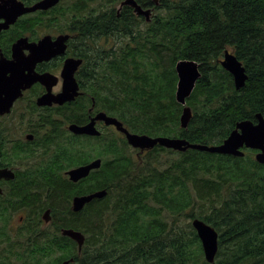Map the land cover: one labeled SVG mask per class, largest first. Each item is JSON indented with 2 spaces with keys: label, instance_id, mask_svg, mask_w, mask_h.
I'll return each instance as SVG.
<instances>
[{
  "label": "trees",
  "instance_id": "16d2710c",
  "mask_svg": "<svg viewBox=\"0 0 264 264\" xmlns=\"http://www.w3.org/2000/svg\"><path fill=\"white\" fill-rule=\"evenodd\" d=\"M137 1L156 10L150 22L128 6L118 16L119 0H68L61 6L64 19L78 20L84 40L123 39L91 51L100 64L91 73L95 111L117 117L132 132L203 144H220L239 121L264 116V0ZM226 50L249 75L239 91L221 64ZM182 59L198 61L202 73L187 99L193 116L186 129L180 123L184 106L175 96V66ZM90 106L77 103L78 123ZM104 132L78 137L69 147L62 140V166L48 182L30 170V180L20 184V198L29 204L27 251L14 246L11 256L4 250L0 264H60L51 254L58 249L74 264H210L194 218L219 232L216 264H264V164L255 160L256 150L235 157L156 145L138 159L123 134L112 127ZM5 138L0 128V140ZM7 150L0 149L2 160H10ZM96 157L102 166L87 178L74 183L64 176L65 169ZM19 173L25 176L23 168ZM100 189L108 191L104 198L79 212L67 210L74 194ZM47 204L56 206L53 216L61 227L85 234L81 254L73 239L50 236L39 226Z\"/></svg>",
  "mask_w": 264,
  "mask_h": 264
},
{
  "label": "flooded vegetation",
  "instance_id": "af4514ba",
  "mask_svg": "<svg viewBox=\"0 0 264 264\" xmlns=\"http://www.w3.org/2000/svg\"><path fill=\"white\" fill-rule=\"evenodd\" d=\"M19 1H22L26 6H32L39 0ZM66 1L68 0H61L57 5L48 10L28 12L21 16L15 24L0 32V58L4 57L7 58V60H14L13 44L20 38H27L29 43H38L47 35H50L53 41H56L58 37L68 35L63 42L55 45L56 53L54 55L49 59L37 62L35 65L34 70L36 73L40 75L49 73V75H51L49 80L46 83L40 81L33 83L30 88L23 90L22 95L14 101L10 112L4 114L0 112V128L6 136L4 140H0V149H8V158H10V160H2V156L0 155V170L9 168L15 172V178L13 179L0 178L1 255H3L2 253L4 250H7L8 252H6V254L8 253V255L12 256L14 252V250L12 251L14 247V236L23 238L22 241H24V239L25 241L27 240L22 247L26 246L28 243L29 204L26 197L20 198V184L30 180V170H37L40 174V180L42 182H48L47 176L52 175L54 170H60L62 166L61 163H59L64 159L60 148L62 140H64L67 147H69L78 137H98L86 134H75L70 130V125H85L91 122L99 111H103L94 110L96 98L92 91L91 73L93 68L100 69V64L99 60L95 61L92 59L93 55L91 51L94 47L109 48L112 45L117 46L123 41V39H117L116 36L105 35L100 37H86L87 39L84 40V38H82V30L84 29L79 26L78 20L72 22L61 16V6ZM121 1L122 0H120V3ZM124 7L125 6L120 9V4L118 8L116 7L118 16ZM142 7L145 9H152L154 15V7H144L143 5ZM131 8L134 14H136L134 8ZM137 16L140 19L144 18L145 22H150L147 21V17L144 15ZM2 21H4V19L0 18V22ZM22 22H24V26H21V30L18 31V24L21 25ZM24 53L25 55H29L30 51L25 49ZM68 59L82 60V63L74 73L79 84V94L73 100L66 101L62 104L52 102L51 105H39L38 99L42 95L47 93L58 95L62 93L64 87L63 69ZM27 72L28 71H26V73ZM7 75L10 74L8 73ZM78 102L91 103V106L87 110V117L85 121L81 123H78L75 119ZM96 127L103 133L106 132H104V130L108 127H112L119 132L114 125H106L104 121H96ZM62 136H64V138ZM106 141H108L107 136H105V142ZM133 150V154H135L138 159L146 152L140 151L139 148H133ZM94 159L95 158H92L88 162ZM77 166L79 165H73L65 169L63 172L64 176L71 180L67 172ZM22 168L24 169L25 176L19 177V169ZM14 180L16 183H14ZM77 195L79 194H74L71 197L67 210L70 208L72 209V201ZM55 207L56 206L53 204L44 206V210L41 212L42 222L39 226L45 229L50 236H54L56 232L60 233V236H62L61 231L63 227H61V220H56L53 216ZM47 210H50L51 219L49 221L43 219V215ZM22 241H18L15 246V248H18L20 251L22 249L19 247V244ZM25 251L27 250H23V252ZM81 252H79L78 249V253L81 254ZM51 254H54V258L62 262L72 258L70 256V258L61 256V249H58L56 252L54 250ZM62 262H60V264Z\"/></svg>",
  "mask_w": 264,
  "mask_h": 264
},
{
  "label": "water",
  "instance_id": "95a60500",
  "mask_svg": "<svg viewBox=\"0 0 264 264\" xmlns=\"http://www.w3.org/2000/svg\"><path fill=\"white\" fill-rule=\"evenodd\" d=\"M61 0H39L32 6H26L19 0H0V18L4 21L0 22V32L8 29L11 25L28 12L37 10H48L57 5ZM123 6H131L137 15H144L147 21H151L153 10L145 9L137 0H122L120 9ZM68 35L58 37L56 41L51 39L50 35L45 36L38 43H29L28 39L23 37L13 44L14 60L0 58V112L8 113L13 106L14 101L22 95L23 90L30 88L33 83L47 82L49 73L38 74L34 68L37 62L49 59L56 53V44L63 42ZM30 51L29 55H25L24 50ZM82 63L81 59H68L63 69L64 87L62 93L51 95L50 93L42 95L38 99L39 105H51L52 102L64 103L73 100L79 94V84L74 76L76 69ZM222 66L233 76L234 85L237 90L242 89L249 78L246 67L237 55L226 50L221 60ZM178 81L176 86V100L184 106L180 116L181 127L186 129L189 126L193 116L192 108L187 105V99L193 93L198 80L201 77L200 63L194 59H182L175 66ZM26 71H28L26 73ZM10 75H7V74ZM4 75V76H3ZM257 121L245 119L236 124L234 130L220 144H203L191 142L186 138L170 137V136H150L132 132L124 123L115 116L109 115L105 111H99L91 122L85 125L71 124L70 130L75 134H86L99 136L102 132L96 127V121H104L106 125H114L116 129L122 133L128 144L140 151H148L156 145H160L175 151H187L188 149H196L209 153H218L223 155H232L235 157H243L245 149L257 150L255 160L264 164V116L261 113L256 115ZM102 158H95L91 162L79 165L67 172L73 182H78L90 175L93 170L102 166ZM0 178L13 179L15 172L9 168L0 170ZM1 192V189H0ZM106 189L96 190L90 193L77 195L72 201V209L79 212L95 199H102L107 195ZM43 219L49 221L50 210H47ZM192 225L200 238L204 256L210 264H216V257L219 250V232L218 230L201 218H194ZM62 235L72 238L78 243L79 252L83 249L86 236L85 234L74 228H62ZM74 258L63 261L61 264H73Z\"/></svg>",
  "mask_w": 264,
  "mask_h": 264
},
{
  "label": "rangeland",
  "instance_id": "374dc122",
  "mask_svg": "<svg viewBox=\"0 0 264 264\" xmlns=\"http://www.w3.org/2000/svg\"><path fill=\"white\" fill-rule=\"evenodd\" d=\"M69 1H75V0H69ZM87 1H89V0H87ZM91 1V0H90ZM99 2H101V0H98ZM96 3V1H93L92 2V4H95ZM119 4H120V0H119V2L116 4V7L118 8L119 7ZM154 13H156V10H154ZM54 32V31H53ZM50 33V32H49ZM54 33H57V32H54ZM23 240V238H17L16 236H14V238H13V242H14V246H16V243L18 242V241H22ZM24 242H27V240L25 241V239H24V241H22V242H20V244H19V247H21L22 248V250H25L26 249V246H24V247H22L23 246V244H24ZM27 245V244H26ZM18 249V248H17ZM19 250V249H18ZM12 261H13V258L11 259ZM11 262V261H10ZM18 264H20V263H18Z\"/></svg>",
  "mask_w": 264,
  "mask_h": 264
},
{
  "label": "bare ground",
  "instance_id": "6f19581e",
  "mask_svg": "<svg viewBox=\"0 0 264 264\" xmlns=\"http://www.w3.org/2000/svg\"><path fill=\"white\" fill-rule=\"evenodd\" d=\"M201 70V69H200ZM239 91V90H238ZM92 113V112H91ZM84 121V120H83ZM89 159V158H88ZM83 160V159H82ZM79 161V160H78ZM85 162V161H84ZM88 162V161H87ZM104 166V165H103Z\"/></svg>",
  "mask_w": 264,
  "mask_h": 264
}]
</instances>
